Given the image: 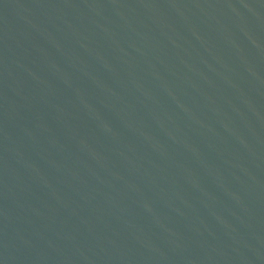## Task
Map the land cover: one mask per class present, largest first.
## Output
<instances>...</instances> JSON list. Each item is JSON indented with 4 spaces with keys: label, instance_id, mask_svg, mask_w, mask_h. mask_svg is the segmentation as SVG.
Masks as SVG:
<instances>
[{
    "label": "water",
    "instance_id": "obj_1",
    "mask_svg": "<svg viewBox=\"0 0 264 264\" xmlns=\"http://www.w3.org/2000/svg\"><path fill=\"white\" fill-rule=\"evenodd\" d=\"M0 264H264V0H0Z\"/></svg>",
    "mask_w": 264,
    "mask_h": 264
}]
</instances>
